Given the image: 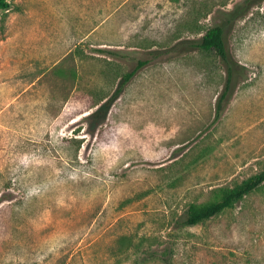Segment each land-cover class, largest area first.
<instances>
[{"label": "rangeland", "instance_id": "1", "mask_svg": "<svg viewBox=\"0 0 264 264\" xmlns=\"http://www.w3.org/2000/svg\"><path fill=\"white\" fill-rule=\"evenodd\" d=\"M6 1L0 264H264V185L180 226L264 171V1L226 33L247 77L219 120V61L182 43L241 0Z\"/></svg>", "mask_w": 264, "mask_h": 264}, {"label": "trees", "instance_id": "2", "mask_svg": "<svg viewBox=\"0 0 264 264\" xmlns=\"http://www.w3.org/2000/svg\"><path fill=\"white\" fill-rule=\"evenodd\" d=\"M263 1L241 0L234 4L230 10L217 12L213 17V26L205 30L200 38L186 40L182 43L186 50L199 53L213 52L219 61L223 74V86L215 104V120L221 118L237 86L244 82L247 77L246 68L239 64L230 52L226 33L238 20L245 18L254 6L261 4ZM9 8L10 4L6 0H0L1 11H7ZM134 74L135 72L133 71L122 77L119 90H122L128 84ZM263 185L264 171L232 188H219L214 191L211 201L204 204H190L180 218V226L193 227L200 225L231 209ZM144 253L145 259H156L163 264H171L165 253L157 254L150 250Z\"/></svg>", "mask_w": 264, "mask_h": 264}]
</instances>
